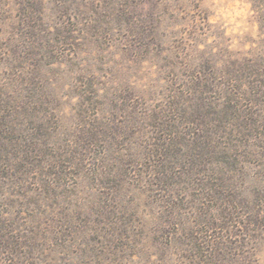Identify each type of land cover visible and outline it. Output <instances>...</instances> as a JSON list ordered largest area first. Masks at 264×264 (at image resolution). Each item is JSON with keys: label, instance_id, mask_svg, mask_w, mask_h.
<instances>
[{"label": "rangeland", "instance_id": "374dc122", "mask_svg": "<svg viewBox=\"0 0 264 264\" xmlns=\"http://www.w3.org/2000/svg\"><path fill=\"white\" fill-rule=\"evenodd\" d=\"M0 264H264V0H0Z\"/></svg>", "mask_w": 264, "mask_h": 264}]
</instances>
